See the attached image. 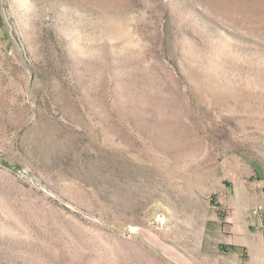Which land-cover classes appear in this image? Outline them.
Segmentation results:
<instances>
[{"label": "rangeland", "instance_id": "374dc122", "mask_svg": "<svg viewBox=\"0 0 264 264\" xmlns=\"http://www.w3.org/2000/svg\"><path fill=\"white\" fill-rule=\"evenodd\" d=\"M235 220L262 238L264 0H0V264L247 261Z\"/></svg>", "mask_w": 264, "mask_h": 264}, {"label": "crops", "instance_id": "0c3cea01", "mask_svg": "<svg viewBox=\"0 0 264 264\" xmlns=\"http://www.w3.org/2000/svg\"><path fill=\"white\" fill-rule=\"evenodd\" d=\"M234 222L235 223L226 222L227 224H225V233L227 234L225 238V245L233 251L246 248L251 253V256L247 261L242 260L238 256L236 258V262L232 261L231 264H264V234L262 238L256 239L251 233V228L249 226L247 227L248 232H250L248 235L245 233L246 227L244 225H238L237 220ZM239 232H243L245 234L239 235Z\"/></svg>", "mask_w": 264, "mask_h": 264}, {"label": "built area", "instance_id": "2783aa9c", "mask_svg": "<svg viewBox=\"0 0 264 264\" xmlns=\"http://www.w3.org/2000/svg\"><path fill=\"white\" fill-rule=\"evenodd\" d=\"M260 209H261V208H260ZM260 209H256L254 213H255V214H259L260 211H261Z\"/></svg>", "mask_w": 264, "mask_h": 264}, {"label": "trees", "instance_id": "16d2710c", "mask_svg": "<svg viewBox=\"0 0 264 264\" xmlns=\"http://www.w3.org/2000/svg\"><path fill=\"white\" fill-rule=\"evenodd\" d=\"M233 249V248H232Z\"/></svg>", "mask_w": 264, "mask_h": 264}]
</instances>
